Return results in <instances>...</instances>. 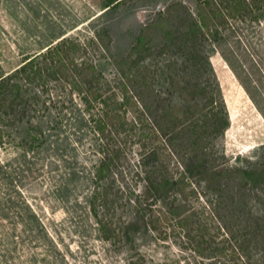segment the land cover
Here are the masks:
<instances>
[{"label": "trees", "instance_id": "obj_1", "mask_svg": "<svg viewBox=\"0 0 264 264\" xmlns=\"http://www.w3.org/2000/svg\"><path fill=\"white\" fill-rule=\"evenodd\" d=\"M122 1L108 0L106 12ZM150 2L156 7L128 55L116 62L118 81L134 79L141 89L133 122H120L125 102L116 100L102 67L89 56L92 45L109 51L102 46L103 36L110 42L109 30L95 31L96 43L59 34L24 54L10 73L0 71V148L10 143L8 123H39L52 114L51 104L62 105L54 103L53 91L76 95L83 110L62 106L56 112L90 123L97 137L88 205L104 240L132 243L150 232L161 241L179 240L203 260L229 251L240 256L253 241L264 264V209L254 215L242 202L244 191L264 182V167L234 165L241 159L231 162L218 148L230 122L210 61L225 31L260 22L264 0H196L194 10L178 0ZM24 133L30 151L44 144L39 127ZM134 147L138 163L126 169Z\"/></svg>", "mask_w": 264, "mask_h": 264}, {"label": "rangeland", "instance_id": "obj_2", "mask_svg": "<svg viewBox=\"0 0 264 264\" xmlns=\"http://www.w3.org/2000/svg\"><path fill=\"white\" fill-rule=\"evenodd\" d=\"M107 1L0 0V71L10 73L24 54L37 51L51 37L65 34L95 42V31L108 29L110 42L103 36L102 46L109 45V51L92 45L89 56L102 67L116 100L125 102L118 119L133 122L134 96L141 89L134 79L118 81L116 62L128 55L156 6L150 0H123L119 9L106 12ZM178 1L195 8L196 0ZM210 59L230 122L217 146L231 162L241 159L233 164L264 167V16L260 22L236 24L225 31ZM53 100L62 105L51 104L52 114L39 123H8L13 129L7 130L10 143L0 148V264L260 263L262 252L253 241L246 242L240 256L229 251V256L203 260L183 249L179 240L161 241L150 232L138 234L132 243L104 240L88 205L91 172L99 157L94 149L97 137L90 123L56 112L62 106L83 110L79 97L53 91ZM32 126L45 135L35 151L22 141ZM129 153L124 166L135 169L138 148ZM243 201L254 215L262 213L264 182L254 191H244Z\"/></svg>", "mask_w": 264, "mask_h": 264}, {"label": "water", "instance_id": "obj_3", "mask_svg": "<svg viewBox=\"0 0 264 264\" xmlns=\"http://www.w3.org/2000/svg\"><path fill=\"white\" fill-rule=\"evenodd\" d=\"M211 63H212V59H210Z\"/></svg>", "mask_w": 264, "mask_h": 264}]
</instances>
